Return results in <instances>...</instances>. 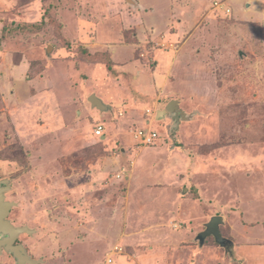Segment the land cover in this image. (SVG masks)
<instances>
[{"label": "rangeland", "instance_id": "374dc122", "mask_svg": "<svg viewBox=\"0 0 264 264\" xmlns=\"http://www.w3.org/2000/svg\"><path fill=\"white\" fill-rule=\"evenodd\" d=\"M2 179L35 264H264V0H0Z\"/></svg>", "mask_w": 264, "mask_h": 264}, {"label": "water", "instance_id": "95a60500", "mask_svg": "<svg viewBox=\"0 0 264 264\" xmlns=\"http://www.w3.org/2000/svg\"><path fill=\"white\" fill-rule=\"evenodd\" d=\"M88 101L90 102L91 107L96 108L99 111H104L110 108V105L105 104L95 94H91L88 97ZM159 114H162V117H165L167 114L173 115L176 117L175 119H178L179 117L182 119L185 117V113L178 107L177 100H171L167 103L164 109L157 110L156 118L158 119ZM9 188V180H0V253L2 251L10 253L15 259V264H35L38 261L30 258L22 244L16 243V239L20 233L26 232L31 234L33 230L25 225L15 226L8 219L11 207L15 205L14 202L5 199V192ZM222 222V216H212L205 224V229L197 235V240H199L200 244L206 236L211 235L220 246H226L227 243H229V240L221 234L220 224Z\"/></svg>", "mask_w": 264, "mask_h": 264}, {"label": "built area", "instance_id": "2783aa9c", "mask_svg": "<svg viewBox=\"0 0 264 264\" xmlns=\"http://www.w3.org/2000/svg\"><path fill=\"white\" fill-rule=\"evenodd\" d=\"M214 5L216 6V8L221 10L224 14L230 13V8L225 6L222 2L220 1L215 2ZM145 112L146 114H148V116H152V112L149 108L145 109ZM93 132L96 136H103L104 135L103 125L96 124ZM133 136L134 138L141 140L143 144L150 145L155 142V139L158 137V133L152 129H148V130L138 129L133 132ZM111 261L112 259L110 257L107 258L108 263H110Z\"/></svg>", "mask_w": 264, "mask_h": 264}, {"label": "crops", "instance_id": "0c3cea01", "mask_svg": "<svg viewBox=\"0 0 264 264\" xmlns=\"http://www.w3.org/2000/svg\"><path fill=\"white\" fill-rule=\"evenodd\" d=\"M248 5V4H247ZM156 113H157V110H156ZM146 122H148L149 123V121L147 120Z\"/></svg>", "mask_w": 264, "mask_h": 264}, {"label": "trees", "instance_id": "16d2710c", "mask_svg": "<svg viewBox=\"0 0 264 264\" xmlns=\"http://www.w3.org/2000/svg\"><path fill=\"white\" fill-rule=\"evenodd\" d=\"M108 68L111 69V66L109 65Z\"/></svg>", "mask_w": 264, "mask_h": 264}, {"label": "flooded vegetation", "instance_id": "af4514ba", "mask_svg": "<svg viewBox=\"0 0 264 264\" xmlns=\"http://www.w3.org/2000/svg\"><path fill=\"white\" fill-rule=\"evenodd\" d=\"M11 222V221H10ZM12 223V222H11ZM13 224V223H12ZM14 225V224H13ZM17 240V239H16ZM17 243V242H16Z\"/></svg>", "mask_w": 264, "mask_h": 264}]
</instances>
